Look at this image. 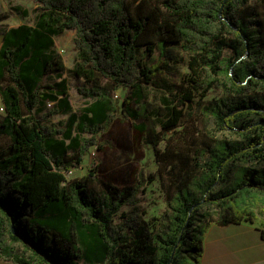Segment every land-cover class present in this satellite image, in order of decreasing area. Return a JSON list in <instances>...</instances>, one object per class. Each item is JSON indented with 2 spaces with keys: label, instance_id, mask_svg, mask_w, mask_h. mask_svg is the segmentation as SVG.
Segmentation results:
<instances>
[{
  "label": "trees",
  "instance_id": "obj_1",
  "mask_svg": "<svg viewBox=\"0 0 264 264\" xmlns=\"http://www.w3.org/2000/svg\"><path fill=\"white\" fill-rule=\"evenodd\" d=\"M23 1L36 5L33 24L0 31V138L9 140L0 146L1 259L179 264L190 246L197 264L210 223L264 216V180L247 175L264 173V7L259 13V3L250 6L248 0H160L166 16L159 21L133 11L130 0ZM11 11L26 15L17 7ZM9 16L0 15V22ZM153 26L156 43L179 46L187 55L189 71L186 89L171 88L173 106L162 98L169 109L159 132L145 112L134 109L147 103L149 87L166 66L161 59L146 62ZM66 31L74 32L70 70L54 52V38ZM65 74L82 82L75 88L83 102L78 111L70 104ZM210 90L220 93L216 101L205 100ZM123 91L121 103L116 96ZM185 104H195L214 132L207 129L210 144L202 142L188 165L171 167L166 209L153 229L124 215V222L115 223L144 187V170L128 184L98 175L97 165L81 179L67 180L90 149L98 155L102 138L113 128L121 131L125 121L158 162L159 145L180 125ZM58 117L65 120L47 124ZM221 132L234 140L218 139ZM235 171L243 173L232 185Z\"/></svg>",
  "mask_w": 264,
  "mask_h": 264
},
{
  "label": "rangeland",
  "instance_id": "obj_2",
  "mask_svg": "<svg viewBox=\"0 0 264 264\" xmlns=\"http://www.w3.org/2000/svg\"><path fill=\"white\" fill-rule=\"evenodd\" d=\"M248 3L250 6L259 3L257 10L259 13H263L264 0H248ZM130 6L133 11L139 12L141 15H153L156 20H161L166 16V11L162 7L160 0H130ZM16 7L25 11L26 15L13 13L11 10ZM6 12H9L10 16L0 22V31L21 24L32 25L36 15V5L23 0H0V15ZM154 29L155 26L151 27L149 31V36L154 45L150 52H146V62L148 65H152L161 59L166 62V66L164 74L157 77L154 80V84L149 87L147 103H140L134 106V109L140 113L145 112L151 119L149 124L159 132L161 130L160 126H158L159 121L169 109L162 102V98L170 101V107L173 106V95L176 92L171 90V88L186 89L185 79L189 71L186 65L188 61L187 55L181 51L179 46L167 44L164 48L161 47V43H156ZM73 38L74 33L71 31H66L54 38V52L60 56L67 70L72 69L75 62L76 53L73 47ZM63 77L67 79L68 97L72 109L73 111H78L82 107L83 102L75 88L81 86L82 82L66 74ZM54 80L55 77L50 76L49 81L53 82ZM126 94L127 92L125 91L121 92V95L116 96L117 100L122 103ZM219 97L220 93L218 91L210 90L205 100L216 101ZM180 108L183 112V118L180 125L169 131L165 136V141L159 145L162 156L158 162L155 160L153 150L150 147H142L140 137L132 131L130 122L125 121V123L129 124L121 125V131L113 128L102 138L103 148L98 155L95 148L90 149L80 167L72 170L67 176V180H79L86 172L94 169V166L97 165L98 175L113 180L118 184H128L133 179H137V171L144 170V187L137 192L132 202L133 204L124 206L121 209L115 223L124 222L122 218V215H124L133 217L138 221L141 219L153 229L157 224L156 220L166 209L165 196L168 180L173 179L171 178V167L177 171L182 165H188L192 154L202 142L210 144L206 136L207 129H211L214 132L212 121L201 115L195 104H185ZM4 114L5 110L0 101V115ZM64 120L65 117H58L50 120L47 124L58 125L60 121ZM216 137L225 141L234 140V135L230 132L216 133ZM106 141L110 143L109 146H107ZM8 144L9 140L7 138H0V146L6 147ZM119 144H123L124 147H121V149L117 148L116 145ZM109 147L112 149L114 147L115 150H111ZM143 153L144 157L140 160ZM114 172L122 173L121 177L112 175ZM234 173L235 179L232 181V185L239 182L243 171H235ZM247 175L257 181L264 180L263 172L256 174L250 170ZM149 177L153 179L151 183L147 181ZM175 181L177 182V180ZM252 210L255 214L260 215L257 208ZM261 219L262 217H258V222ZM261 227L264 228V226ZM183 255L185 261H180L179 264H192L190 246L184 247Z\"/></svg>",
  "mask_w": 264,
  "mask_h": 264
},
{
  "label": "crops",
  "instance_id": "obj_3",
  "mask_svg": "<svg viewBox=\"0 0 264 264\" xmlns=\"http://www.w3.org/2000/svg\"><path fill=\"white\" fill-rule=\"evenodd\" d=\"M258 217H262L259 222ZM260 225L264 226V216L237 224L210 223L202 237V253L197 264H264V228ZM0 264L12 263L0 258Z\"/></svg>",
  "mask_w": 264,
  "mask_h": 264
},
{
  "label": "water",
  "instance_id": "obj_4",
  "mask_svg": "<svg viewBox=\"0 0 264 264\" xmlns=\"http://www.w3.org/2000/svg\"><path fill=\"white\" fill-rule=\"evenodd\" d=\"M11 233H12V235L18 237V233L13 229V227L11 228Z\"/></svg>",
  "mask_w": 264,
  "mask_h": 264
},
{
  "label": "built area",
  "instance_id": "obj_5",
  "mask_svg": "<svg viewBox=\"0 0 264 264\" xmlns=\"http://www.w3.org/2000/svg\"><path fill=\"white\" fill-rule=\"evenodd\" d=\"M47 106H48V107H50V106H51V104H48Z\"/></svg>",
  "mask_w": 264,
  "mask_h": 264
}]
</instances>
